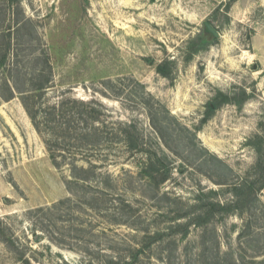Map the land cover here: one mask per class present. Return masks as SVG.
I'll return each mask as SVG.
<instances>
[{
	"label": "rangeland",
	"instance_id": "1",
	"mask_svg": "<svg viewBox=\"0 0 264 264\" xmlns=\"http://www.w3.org/2000/svg\"><path fill=\"white\" fill-rule=\"evenodd\" d=\"M257 135L264 0H0V264H264Z\"/></svg>",
	"mask_w": 264,
	"mask_h": 264
},
{
	"label": "trees",
	"instance_id": "2",
	"mask_svg": "<svg viewBox=\"0 0 264 264\" xmlns=\"http://www.w3.org/2000/svg\"><path fill=\"white\" fill-rule=\"evenodd\" d=\"M6 36L8 37L9 34H6ZM210 37L209 35L204 32L202 36L199 37V39L197 40H193L192 42L189 43V48L188 51L190 53V56H193L194 54L198 53L201 49L206 48V46L203 45L202 41L206 40L207 42L209 41ZM202 43V44H201ZM207 45V44H205ZM2 60L5 62L6 61V55H4L2 57ZM168 62V60H167ZM169 62H173L170 61ZM164 63L159 65L158 69L160 72H165V68H164ZM6 84L10 87V89L12 90V94L11 96L14 97V90L12 89V86L10 84V81L7 80ZM15 88L18 89L20 91V89L18 88L17 85H15ZM37 90L41 89L39 86L36 87ZM11 98V97H10ZM225 100H228L229 98L227 97V95H224ZM215 104L218 106L219 103H217L216 99L214 100ZM210 109H212V106L209 105ZM33 118H35V116L33 115ZM37 129L42 132V130L37 127ZM248 145H251L258 153V165L263 164L264 162V135H257L253 138H251L250 140L247 141ZM47 145H49V149L53 152V147L50 145V143H47ZM155 157L153 155H151L149 157V167L151 169H159V166L164 165V163L161 162L160 158L156 156V154H154ZM52 157L55 161L56 159V155L53 153ZM155 158V160H153ZM55 163H57L55 161ZM58 164V163H57ZM257 165V166H258ZM254 182H249V181H245L242 182L238 185H236L234 188L231 189L232 192V196H234L233 200L231 201H213V199L211 198V196L218 194L217 191L212 190L208 193H203L200 195H197L196 197V202L194 204L191 205L190 211L188 214H190L188 216V219L185 221V223H177V225L175 227H171V229H177L179 228V232L182 234L187 235L190 231L191 225H195V226H202L208 222H210V220L219 212V213H226V214H230L232 212L235 211H243L247 204L248 201L250 199V196L253 194V189H254ZM161 232V231H160ZM158 232L156 235L151 236L150 237V243L155 242L156 240H160L164 238V234ZM148 238V237H147ZM150 246V245H149ZM145 247L143 248H139L134 250V252L132 253L133 258H137L139 253H142L144 251Z\"/></svg>",
	"mask_w": 264,
	"mask_h": 264
},
{
	"label": "water",
	"instance_id": "3",
	"mask_svg": "<svg viewBox=\"0 0 264 264\" xmlns=\"http://www.w3.org/2000/svg\"><path fill=\"white\" fill-rule=\"evenodd\" d=\"M205 32L208 33L211 37L220 36L215 27L208 21L205 22Z\"/></svg>",
	"mask_w": 264,
	"mask_h": 264
}]
</instances>
